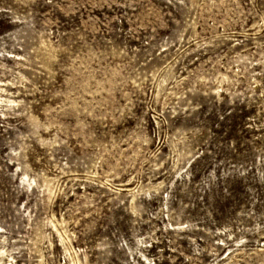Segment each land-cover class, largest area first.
Here are the masks:
<instances>
[{
    "label": "rangeland",
    "instance_id": "obj_1",
    "mask_svg": "<svg viewBox=\"0 0 264 264\" xmlns=\"http://www.w3.org/2000/svg\"><path fill=\"white\" fill-rule=\"evenodd\" d=\"M0 264H264V0H0Z\"/></svg>",
    "mask_w": 264,
    "mask_h": 264
}]
</instances>
